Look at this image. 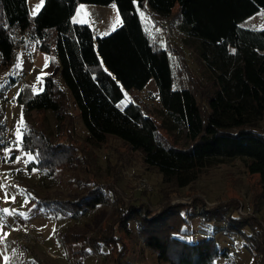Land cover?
<instances>
[{"label": "trees", "instance_id": "obj_1", "mask_svg": "<svg viewBox=\"0 0 264 264\" xmlns=\"http://www.w3.org/2000/svg\"><path fill=\"white\" fill-rule=\"evenodd\" d=\"M112 2L121 24L107 35H95L88 24L71 21L79 3ZM258 10L264 11V0H44L31 17L27 0H0L1 69L13 66L19 50L32 48L53 54L57 61L56 73L42 77L39 92L22 88L16 97L23 106L22 121L26 125L21 129V148L35 157L27 169L52 174L83 166L90 171L91 160L73 139L75 115L69 109L73 105L86 131V144L102 143L108 135L120 139L141 153L144 164L161 173L170 192L173 187L182 188L195 181L210 160L239 157L245 160L247 172L258 176L256 191L258 199L264 200V128L257 126L264 119V28L253 30L240 25ZM139 11L149 14L155 23L161 19L178 22L185 34L197 41L200 58L213 74L209 86L190 81L182 49L164 48L150 40ZM170 52L182 73L180 85L174 82ZM150 80L157 87L167 116L181 125L187 145L166 139L159 123L135 98L127 100L124 107L118 105ZM47 110L54 114L58 132L64 130L58 139L51 138L42 124L26 123L31 111ZM3 129L0 124V133ZM123 162L119 157L111 169L116 171ZM95 183L66 199L34 196L37 208L64 216L92 210L110 198L117 200L116 214L95 235L62 233L64 244H81L72 253L106 247L113 264H135L127 260L128 246L120 236V231L127 232L134 222L139 238L156 253L158 261L214 264L216 257L225 254L214 237L221 230L206 232L203 227L223 223L221 232L242 237L256 260L254 264H264V230L259 220L239 215L236 208L229 209V200L208 209L198 197H194L198 205L166 200L159 212L150 213L142 200L123 208L111 188ZM168 189L161 191L163 195ZM256 201L252 200L254 209ZM195 218L201 220L200 231L205 238L190 241L189 237L199 231L187 229ZM35 262L46 264L37 258Z\"/></svg>", "mask_w": 264, "mask_h": 264}, {"label": "rangeland", "instance_id": "obj_2", "mask_svg": "<svg viewBox=\"0 0 264 264\" xmlns=\"http://www.w3.org/2000/svg\"><path fill=\"white\" fill-rule=\"evenodd\" d=\"M43 1L27 0L28 12L31 17L35 16L33 15L34 12L36 14L39 11ZM82 8L87 13L86 15L81 12ZM117 13L119 23H117ZM260 13H264V11L258 10L240 25L253 30L263 29L264 17ZM139 15L145 32L155 45L173 50H177V48L183 50L187 64L186 71L190 74L189 77L192 76L190 81L195 79L200 82L201 87L209 86L213 74L200 58L197 41L188 37L181 25L174 20L169 22L161 19L155 23L150 19L149 14L139 11ZM72 19L77 23L88 24L94 34L98 36L107 35L121 24L118 8L113 2L108 5L79 3ZM114 25L115 27H113ZM30 44L32 47L33 44ZM20 53L15 56V63L12 67L7 70L0 67V124L4 126L5 123L11 122V113L19 111L18 104L19 106L22 105L16 101L15 97L20 90L28 88L32 93L36 92L33 91V88H37L33 80L34 73L49 58V54L45 52L36 51L37 55L30 54L29 56L27 51V58L32 61L31 68H33V70L31 68L28 70L27 63L19 61ZM168 55L174 74V82L176 85H180L182 78L179 75L182 73L179 71L178 60L172 52ZM18 63L20 64L19 68L16 67ZM12 78L14 80L9 83ZM131 98H135L146 112L159 123V131L166 139L174 144H188L181 125L169 118L162 108L158 99V90L153 80L148 81L142 90L127 94L125 100L119 102L118 105L124 107L127 100ZM69 109L75 115L72 123L73 139L82 146L86 158L91 160L90 171H85L83 166L55 171L52 174L35 168L28 170L27 163L35 160L33 154L30 153L34 159L29 160L28 153H25L24 160L28 161L26 164L25 161L20 160L13 162L16 154L6 152L3 145L0 147V172L5 170L7 173L6 183L12 185V189L20 200L19 204H23L24 208L31 201L35 203V195L49 198L60 196L66 199L87 191L95 182H99L102 186L107 189L111 188L116 193L117 198L122 202L121 204H124L123 208L130 202L138 205L137 201L142 200L150 213L159 212L164 202L198 205L199 203L194 197H198L204 202V209L212 208L218 203L229 200L232 202L228 207L229 209L236 208L239 215L257 217L259 226L264 230V200L258 199L256 191L258 176L247 172L243 158H214L200 170L195 181L182 188L173 187L171 193L167 184L163 182L161 173L155 167L144 164L141 153L130 149L120 139L108 135L102 143L86 144L84 141L86 131L78 118L77 111L73 105H70ZM28 114L25 117L26 123L42 124V128L51 138L58 139V134L64 132L63 129L58 132L57 121L50 110L31 111ZM257 126L264 128V119H260ZM6 133L5 126L0 133L1 141L6 137ZM15 145L16 140L14 139V141L9 142L7 149ZM14 149L12 150L15 151ZM119 157L124 158L123 165L114 171L111 166L116 163ZM143 179L146 180L148 187L140 190L138 185ZM166 189L169 192H165L166 194L163 195L161 191H166ZM108 195V198L111 197L110 192ZM252 198H257V204L255 203L257 209L252 207ZM26 199L27 203H25ZM166 200L168 201L166 202ZM117 204L119 208L117 200L113 201L110 198L104 203H98L92 210L76 212L69 216L52 215L41 208L36 211V208L30 204L29 210L23 212L27 214V218L24 219L35 226L38 238L28 246L34 249L35 254L41 260H45L49 264H113L112 257L106 247L96 251L86 249L84 252L72 253L73 250L79 249L81 244H64L61 235L65 231L84 233L88 236L95 235L98 228L105 226L108 221L112 220L116 214L114 209ZM193 211L196 209L194 208ZM200 222L201 220L197 218L191 221L187 229L199 231L189 237L188 240L197 241L205 238V234L200 231H203ZM223 225V223H210L203 228L206 232H213L215 229L222 231ZM221 231H218L214 237L217 247L225 254L216 257L214 264H254L256 262L245 246L244 242L246 241L242 237L231 236ZM20 233L21 231L15 234L16 241ZM120 236L128 246L127 260L131 263L167 264L158 261L156 253L145 246L137 234L136 223L131 222L129 230L127 232L120 231ZM47 251L54 253L55 257L50 258Z\"/></svg>", "mask_w": 264, "mask_h": 264}, {"label": "crops", "instance_id": "obj_3", "mask_svg": "<svg viewBox=\"0 0 264 264\" xmlns=\"http://www.w3.org/2000/svg\"><path fill=\"white\" fill-rule=\"evenodd\" d=\"M72 17H71V21L74 22ZM27 51L29 52V56L30 54L37 55L36 50H34L33 48L28 49V50H19L17 54L21 52L19 56V61L21 63L25 61L28 65V70H30V68L32 67V61H30L29 58H27V55H26ZM48 54H49V58L46 61L47 67L45 68V64H46L45 63L43 64L41 68L39 67L37 71L34 73L33 80L35 82V86L37 87L35 93L39 92L40 89H42L43 87V79H42V83H38L37 77L39 76L42 78L46 74H55L57 71L56 58L54 57L53 54L51 53H48ZM31 70H33V68H31ZM18 108H19V111H14L13 113H11V122L5 123L6 130H7L6 137L2 141H0V147L3 145V149H7L8 147L7 145L9 144L10 141H14V139L15 140L17 139L15 132H16V129L20 127V122H21V119L23 118V106L22 105L19 106L18 104ZM8 119H9V116H8ZM9 149H11V153L16 154V157L17 156L21 157L20 161H23V162L27 161V160H24L25 153L27 152L23 151V149L21 148V145L17 147V144H16L15 146H10ZM12 149H14L15 151H13ZM16 157L14 156L13 162L17 161ZM6 175L7 173H5V170L2 171V173L0 172V210L6 209L7 206L9 205V208L7 209L12 210L15 208H19L15 210H16V213H20V212L29 210L30 204H31V206H34L36 208V211H38L40 208H37L35 206V203L32 201L25 208L23 204H19L20 200L17 197L14 190L12 189V185L6 183ZM6 194L8 196L7 200L5 199ZM11 197H15L14 202L12 201ZM9 203L11 204V206ZM26 222H28V220H25L24 217H21L19 214L5 216V219L3 221V227L0 228V264H36L35 262L36 258L41 260V258H39L35 254L34 249L31 246L24 248L20 246L16 241L15 234L24 229ZM42 261H44L46 264H49L45 260H42Z\"/></svg>", "mask_w": 264, "mask_h": 264}, {"label": "snow or ice", "instance_id": "obj_4", "mask_svg": "<svg viewBox=\"0 0 264 264\" xmlns=\"http://www.w3.org/2000/svg\"><path fill=\"white\" fill-rule=\"evenodd\" d=\"M134 2H135V0H134ZM37 7H39V6H37ZM81 12H84V14L86 15L87 13L85 12V10L82 8L81 9ZM33 15H35V12L33 13ZM260 15L262 16V17H264V13H260ZM120 21H119V19H118V13H117V23H119ZM113 27H115V25L113 26ZM47 59V58H46ZM16 67L17 68H19L20 67V64L18 63L17 65H16ZM45 67H47V63L45 64ZM37 82L38 83H42V78L41 77H37ZM33 91L35 92L36 91V89L35 88H33ZM22 128H26V125H24L23 124V121H22V119H21V122H20V127H18L17 129H16V132H15V134H16V144H17V147H19L21 144H22V142H23V134H22V132H21V129ZM6 152H11V149H6ZM21 159V157H19V156H17L16 157V160L17 161H19ZM28 159L29 160H32V159H34V157H32L31 156V154L29 153L28 154ZM28 161H25V163H27ZM5 199L7 200L8 199V196H7V194L5 195ZM11 199H12V201L14 202L15 201V197H11ZM28 201H27V199L25 200V203H27ZM17 213H16V210L15 209H12V210H10V209H2V210H0V228H2L3 227V221H4V219H5V216L6 215H16ZM21 217H24V218H27V214L26 213H23V212H20V213H18ZM5 235H7V234H5Z\"/></svg>", "mask_w": 264, "mask_h": 264}, {"label": "built area", "instance_id": "obj_5", "mask_svg": "<svg viewBox=\"0 0 264 264\" xmlns=\"http://www.w3.org/2000/svg\"><path fill=\"white\" fill-rule=\"evenodd\" d=\"M147 187H148V184H147L146 180L145 179L141 180V182L138 185V189H140V190L146 189ZM37 238L38 237L36 234L35 226L33 224H31L30 222H26L24 229L21 231V233L19 234V237L17 238V242L20 245H23V246L27 245L28 246L31 243H33ZM47 253L51 258L55 257L54 253H52L50 251L49 252L47 251Z\"/></svg>", "mask_w": 264, "mask_h": 264}]
</instances>
